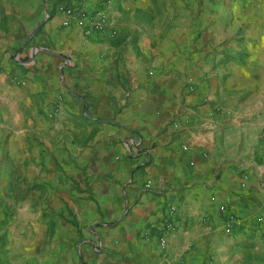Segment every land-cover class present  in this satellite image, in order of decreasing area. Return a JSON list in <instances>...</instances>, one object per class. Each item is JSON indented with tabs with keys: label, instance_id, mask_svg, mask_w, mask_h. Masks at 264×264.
<instances>
[{
	"label": "crops",
	"instance_id": "obj_1",
	"mask_svg": "<svg viewBox=\"0 0 264 264\" xmlns=\"http://www.w3.org/2000/svg\"><path fill=\"white\" fill-rule=\"evenodd\" d=\"M127 1L110 38L0 0V264H264V46L161 57Z\"/></svg>",
	"mask_w": 264,
	"mask_h": 264
},
{
	"label": "rangeland",
	"instance_id": "obj_2",
	"mask_svg": "<svg viewBox=\"0 0 264 264\" xmlns=\"http://www.w3.org/2000/svg\"><path fill=\"white\" fill-rule=\"evenodd\" d=\"M42 1L46 13L52 0ZM114 1L120 0H87L92 7L109 6L115 18ZM127 4L131 9L140 6L137 17L148 38L146 45L156 48L161 57L204 41L217 46L235 43L241 50L234 56L223 55L222 62L242 63L248 56L245 51L264 46V0H128ZM32 190L36 202L37 191H47L39 184H33Z\"/></svg>",
	"mask_w": 264,
	"mask_h": 264
},
{
	"label": "built area",
	"instance_id": "obj_3",
	"mask_svg": "<svg viewBox=\"0 0 264 264\" xmlns=\"http://www.w3.org/2000/svg\"><path fill=\"white\" fill-rule=\"evenodd\" d=\"M54 13L62 16L63 26L74 25L87 36H98L107 34L110 38L119 33V27L116 19L111 14L109 6L92 7L87 0H52L49 9L46 10V16L50 17ZM264 159V155L262 156ZM150 185L149 182L146 184ZM226 213V224L229 226L236 218L234 214ZM178 208L174 204L168 205L166 215L161 221V229L157 231L158 243L161 249L165 250L168 245L167 233L174 229L178 220Z\"/></svg>",
	"mask_w": 264,
	"mask_h": 264
},
{
	"label": "trees",
	"instance_id": "obj_4",
	"mask_svg": "<svg viewBox=\"0 0 264 264\" xmlns=\"http://www.w3.org/2000/svg\"><path fill=\"white\" fill-rule=\"evenodd\" d=\"M122 42L121 38H116L114 41H112L113 45H119Z\"/></svg>",
	"mask_w": 264,
	"mask_h": 264
}]
</instances>
